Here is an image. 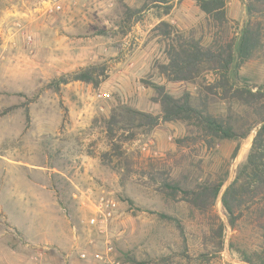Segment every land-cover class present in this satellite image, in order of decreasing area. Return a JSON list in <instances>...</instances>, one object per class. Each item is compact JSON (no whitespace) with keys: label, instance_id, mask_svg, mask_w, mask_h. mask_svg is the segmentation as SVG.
<instances>
[{"label":"rangeland","instance_id":"rangeland-1","mask_svg":"<svg viewBox=\"0 0 264 264\" xmlns=\"http://www.w3.org/2000/svg\"><path fill=\"white\" fill-rule=\"evenodd\" d=\"M86 1L87 5L80 8L85 15L79 28L70 33L62 29L48 36L45 27L33 20L39 14L42 19L56 15L45 14L48 2L0 0V153L5 155L0 156V239L7 237L16 246L26 245V238L35 244L56 243L71 258L67 261L62 257L64 264H72L73 260L103 264L79 256L88 249L90 239H102L87 225L88 211L82 205V194L92 190L94 197L111 193L120 202L109 236L121 264H164L167 260L170 264H219L222 255L213 252L215 243L207 217L193 210L182 194L173 198L159 191L160 185L144 175L161 170L178 174L184 170L190 173L191 186L193 175L198 182H204L228 172L214 206L219 218L215 226L221 222L225 225V248L233 242L236 247L259 250L264 241L260 232L247 221L233 230L221 202L226 187L247 160L256 129L246 139L217 140L210 147L189 141L179 150L180 139L193 137V126L184 121L161 122L151 133L143 129L119 131L115 139L120 147L117 151L110 145L104 125L94 124L95 118L108 117L126 106L160 113L161 105L152 100L154 91L149 81L164 85L169 93L180 97L185 93L196 96L203 84L217 80V73L207 72L192 81H170L158 67L168 63V44L175 45L179 36L194 34L205 46L212 42L214 30L209 31L206 14L196 0L183 7L179 21H169L171 34L159 39L162 54L130 81L126 77L122 80L131 70L130 64L121 61L122 53L106 60L100 56L88 58L96 54L99 40L107 48L111 45L121 49L133 38L134 25L142 18L138 9L143 0L127 1L132 8L125 0ZM170 6L161 8L167 12ZM127 8L138 11L128 25ZM225 10L229 19L227 33L236 38L249 18L247 0H225ZM188 14L192 16V27L186 25ZM50 37L53 48L46 45ZM138 37L143 38L141 32ZM78 47L86 53L89 63L85 67L105 66L110 97L99 98L100 87L81 81H73L82 86L76 89L61 85V94L48 87L54 79L85 68L72 61ZM60 52L68 56L62 57ZM238 74L231 82L248 83L254 91L264 86V43ZM213 107L215 113L227 111L226 103L220 99ZM236 148L237 156L232 158ZM105 153H110L112 163L103 160ZM42 184L54 189L58 201L50 191L40 188ZM72 235L74 246L68 248L67 239Z\"/></svg>","mask_w":264,"mask_h":264},{"label":"trees","instance_id":"trees-1","mask_svg":"<svg viewBox=\"0 0 264 264\" xmlns=\"http://www.w3.org/2000/svg\"><path fill=\"white\" fill-rule=\"evenodd\" d=\"M196 2L206 14L209 31L214 30L212 42L205 46L202 39L196 38L194 34L188 37L179 36L175 45L168 44L169 62L159 64L158 67L161 74L170 81H192L207 72L217 73L219 78L212 83L203 84L196 96L185 93L180 97L169 93L164 85L149 81L148 85L154 91L152 100L161 105L160 113L152 114L126 106L115 110L108 117L95 118L94 124L104 125L110 145L117 151L120 147L115 139L119 131L143 129L145 133H151L161 122L184 121L193 126V137L180 139L179 150L189 141H193V144L202 142L210 147L217 140L246 139L256 129L247 160L239 166L234 180L226 187L221 202L228 224L233 230H236L242 221H247L264 239V86H258L254 91L248 83L231 82V78L239 75L241 66L252 60L263 47L264 0H247L249 18L236 38L227 33L226 25L229 19L225 0ZM127 12L128 25L138 11L127 8ZM171 27L169 22L162 21L152 30V35L167 37L171 34ZM105 73L104 65H92L60 76L48 84V87H53L58 94H61V85L73 81L85 82L99 88L106 79ZM219 99L226 103V113L213 111V104ZM6 111L3 113H7ZM26 118L30 120L29 109H26ZM237 153L238 148L232 158H235ZM117 155L122 157L121 153ZM102 157L107 164L112 163L110 153H105ZM144 175H148L160 185L159 191L173 198L182 194L184 200L193 206V210L206 216L211 239L215 243L213 252L223 251L225 225L221 222L215 226L219 218L214 213V206L225 185L228 172L204 182H198L197 177L193 175V186L189 184L190 173L184 170L178 174L161 170L156 173L146 172ZM180 229L182 232L183 228ZM229 248L238 254L242 262L264 264V241L259 250L250 251L236 247L233 242ZM167 261L164 264H170L171 261Z\"/></svg>","mask_w":264,"mask_h":264},{"label":"crops","instance_id":"crops-1","mask_svg":"<svg viewBox=\"0 0 264 264\" xmlns=\"http://www.w3.org/2000/svg\"><path fill=\"white\" fill-rule=\"evenodd\" d=\"M45 3L51 0H44ZM59 4L63 6V10L58 12L55 16L52 17H44L43 19L40 17L42 14L37 15L36 19H33L37 24H41V26L45 27L44 33H48V36L56 34L59 30H66L70 33L75 27L79 28L80 24L84 23V13L81 6H86V0H56ZM130 3L131 0H125ZM72 2H75V4ZM193 3V0H170L168 2H161L159 0H143L142 1V8L138 9V11L142 12V18L140 21H137L134 25V35L128 42H125L124 46L121 49L115 48L114 46H109L108 48L105 47V42L99 40V44L97 45V52L94 56L88 59H96L99 56L102 60H106L107 57H117L121 55V61L130 64L128 65L131 70H127L128 73L122 77V80L126 79L130 80L136 77V74L144 68L146 64H152L155 62L156 57L160 53L161 36L153 37L152 30L162 21H170L171 23H175L179 21V14H181V10L183 7H188ZM128 4V3H127ZM129 5V4H128ZM163 5H171L170 10L164 12V8H161ZM130 6V5H129ZM131 7V6H130ZM132 8V7H131ZM161 8V9H160ZM35 15V16H36ZM189 15V14H188ZM82 16V17H81ZM39 18V19H38ZM188 23L189 27H192L193 21L192 16H188ZM138 31V33H136ZM141 32L143 38H139L138 35ZM136 33V34H135ZM131 33L129 34V36ZM137 35V37H135ZM50 40H47L46 45L54 47V43L52 37ZM74 54H72V61H75L80 64V67H85L86 63H89L87 60L86 53L78 47ZM71 53V52H70ZM73 53V52H72ZM158 53V54H157ZM62 57H67L68 53L60 52L58 53ZM169 62V58H168ZM135 65V66H134ZM134 68V69H133ZM106 81L103 82L100 86V90L102 93H109L110 91L107 90ZM82 87L81 84L78 82L69 83L64 86L65 89ZM116 87V86H115ZM84 110L82 111L81 115H83ZM80 123V121H79ZM0 156H5L4 153H0ZM41 189L44 190L46 193L50 191L56 200L58 201L57 197L55 196L54 189L47 185L42 184L40 185ZM51 195V197H52ZM5 215V214H4ZM7 218V216L5 215ZM67 217V216H66ZM8 219V218H7ZM9 220V219H8ZM11 222V221H10ZM67 219V225L68 224ZM13 224V223H12ZM14 225V224H13ZM15 226V225H14ZM16 227V226H15ZM17 228V227H16ZM19 231V229L17 228ZM7 233V232H6ZM19 233H21L19 231ZM7 235V234H6ZM21 235H23L21 233ZM24 236V235H23ZM25 237V236H24ZM26 238V237H25ZM73 235L71 238L67 239L66 245L68 248L72 245L73 242ZM26 240L28 243L24 246H16L14 241L8 242L7 237L0 239V264H60L59 261L62 257H65L67 261L71 258L69 254L63 252L60 245L56 243L47 242L45 244H35L30 242L27 238ZM39 252L43 253V257H38ZM232 252V253H231ZM235 251H231L229 247L223 249L220 253L222 255L221 262L219 264H247L242 262L240 258L235 254ZM62 264L63 258H62ZM72 264H83L80 262H76L73 260Z\"/></svg>","mask_w":264,"mask_h":264},{"label":"built area","instance_id":"built-area-1","mask_svg":"<svg viewBox=\"0 0 264 264\" xmlns=\"http://www.w3.org/2000/svg\"><path fill=\"white\" fill-rule=\"evenodd\" d=\"M63 10V6L56 0H51L45 7V14L54 15ZM111 94L99 93V98H108ZM82 205L88 211L87 225L94 229L101 236V241L90 239L88 241V249H84L79 253L81 259L102 262L103 264H121L116 260V254L109 230L113 221L116 219L120 202L111 193H101L93 196L92 190H88L82 194ZM38 257H43V253L39 252Z\"/></svg>","mask_w":264,"mask_h":264}]
</instances>
